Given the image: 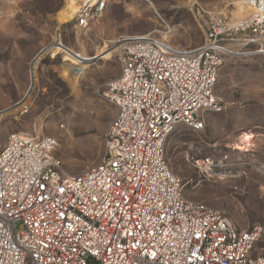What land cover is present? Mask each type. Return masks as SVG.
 Here are the masks:
<instances>
[{
    "label": "built area",
    "instance_id": "2783aa9c",
    "mask_svg": "<svg viewBox=\"0 0 264 264\" xmlns=\"http://www.w3.org/2000/svg\"><path fill=\"white\" fill-rule=\"evenodd\" d=\"M107 1L76 0L75 26L87 28ZM241 2L249 13L213 16L197 46L151 34L120 39L119 74L103 91L116 114L101 160L83 172L65 171L53 136L8 135L0 150V264H264V224L240 227L224 210L186 199L165 157L178 125L201 131L205 112L225 108L214 90L225 58L248 46L264 52V0ZM184 158L204 178L219 165L189 150Z\"/></svg>",
    "mask_w": 264,
    "mask_h": 264
},
{
    "label": "rangeland",
    "instance_id": "374dc122",
    "mask_svg": "<svg viewBox=\"0 0 264 264\" xmlns=\"http://www.w3.org/2000/svg\"><path fill=\"white\" fill-rule=\"evenodd\" d=\"M241 1L108 0L103 14L79 29L74 11L59 21L70 0H0V150L12 132L49 135L59 142L55 154L67 173L98 163L116 114L103 91L119 74L113 50L120 39L151 34L177 46H197L213 16L234 21L249 13L241 11ZM56 41L82 59L63 53ZM95 55L82 75L69 66ZM214 90L225 108L205 112L201 131L178 125L166 139L165 157L185 183L186 199L224 210L240 227L264 224V52L248 46L227 56ZM243 133L254 135L251 145L242 142ZM186 150L219 165L201 177L185 160Z\"/></svg>",
    "mask_w": 264,
    "mask_h": 264
},
{
    "label": "bare ground",
    "instance_id": "6f19581e",
    "mask_svg": "<svg viewBox=\"0 0 264 264\" xmlns=\"http://www.w3.org/2000/svg\"><path fill=\"white\" fill-rule=\"evenodd\" d=\"M70 3H71V5H69L67 8H65V9H63V10H61L59 12V21L60 22L67 21V19L71 15V13L73 11H75L76 6H77L76 5V0H70ZM241 11L244 12V13H246V12L248 13L249 12V8L244 6ZM56 46H58L60 49H62V46H61L59 41H56ZM87 60H88V58H84V63H79V66H77V67L72 65V64H69V66H70V68H72L74 70V72L76 74L82 75L83 73H85V70L87 68V65H88L87 64ZM76 77H77V75H76ZM253 138H254L253 134H251V133H243L242 142L245 143L246 145H251L252 144L251 141H252Z\"/></svg>",
    "mask_w": 264,
    "mask_h": 264
},
{
    "label": "water",
    "instance_id": "95a60500",
    "mask_svg": "<svg viewBox=\"0 0 264 264\" xmlns=\"http://www.w3.org/2000/svg\"><path fill=\"white\" fill-rule=\"evenodd\" d=\"M45 50V48H43L42 50H40V52L35 56L34 60L40 55V53H42L43 51ZM32 85H33V77H32V74H31V84H30V87H29V90L32 88ZM28 90V91H29ZM3 111H1L0 113H2Z\"/></svg>",
    "mask_w": 264,
    "mask_h": 264
}]
</instances>
